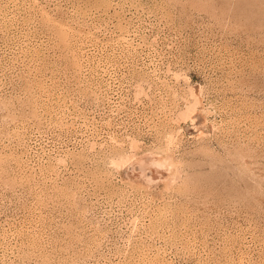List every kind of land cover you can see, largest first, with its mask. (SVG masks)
<instances>
[{
	"label": "rangeland",
	"instance_id": "374dc122",
	"mask_svg": "<svg viewBox=\"0 0 264 264\" xmlns=\"http://www.w3.org/2000/svg\"><path fill=\"white\" fill-rule=\"evenodd\" d=\"M0 264H264V0H0Z\"/></svg>",
	"mask_w": 264,
	"mask_h": 264
}]
</instances>
